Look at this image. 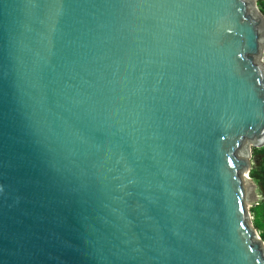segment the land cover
<instances>
[{
  "label": "water",
  "instance_id": "1",
  "mask_svg": "<svg viewBox=\"0 0 264 264\" xmlns=\"http://www.w3.org/2000/svg\"><path fill=\"white\" fill-rule=\"evenodd\" d=\"M257 1L0 0V264H264Z\"/></svg>",
  "mask_w": 264,
  "mask_h": 264
},
{
  "label": "rangeland",
  "instance_id": "2",
  "mask_svg": "<svg viewBox=\"0 0 264 264\" xmlns=\"http://www.w3.org/2000/svg\"><path fill=\"white\" fill-rule=\"evenodd\" d=\"M257 7L263 13L264 0H258ZM261 58L264 61V45ZM249 152L252 167L248 174L249 178H245L247 188L246 208L251 216V219H249L250 224L254 228V224H259L260 227L257 231L264 241V145L256 147L251 145ZM254 199L258 203L254 204Z\"/></svg>",
  "mask_w": 264,
  "mask_h": 264
},
{
  "label": "trees",
  "instance_id": "3",
  "mask_svg": "<svg viewBox=\"0 0 264 264\" xmlns=\"http://www.w3.org/2000/svg\"><path fill=\"white\" fill-rule=\"evenodd\" d=\"M263 13H264V11H263ZM254 226L256 229H258L260 227L259 224H254Z\"/></svg>",
  "mask_w": 264,
  "mask_h": 264
},
{
  "label": "bare ground",
  "instance_id": "4",
  "mask_svg": "<svg viewBox=\"0 0 264 264\" xmlns=\"http://www.w3.org/2000/svg\"><path fill=\"white\" fill-rule=\"evenodd\" d=\"M262 145H264V143ZM262 145H259V146H262Z\"/></svg>",
  "mask_w": 264,
  "mask_h": 264
}]
</instances>
